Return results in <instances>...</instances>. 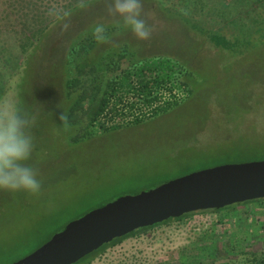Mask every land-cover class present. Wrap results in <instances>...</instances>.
Wrapping results in <instances>:
<instances>
[{
  "label": "rangeland",
  "instance_id": "rangeland-1",
  "mask_svg": "<svg viewBox=\"0 0 264 264\" xmlns=\"http://www.w3.org/2000/svg\"><path fill=\"white\" fill-rule=\"evenodd\" d=\"M201 1L143 0L154 28L152 38L143 42L122 23H113L104 12V0L84 10L93 16V27L104 23L118 28L100 50L124 43L134 47L140 59L143 55L144 60L163 57L175 62L177 57L189 65L182 63L185 70L177 76L188 92H175L177 103L138 125L87 134L81 123L65 131L57 117L67 105L50 76L47 52L37 51L29 79L36 102L30 92L26 108V116L36 118L31 128L34 149L27 163L38 168L42 190L37 195L0 190V264H9L12 255L26 254L51 238L58 225L89 207L206 168L264 160V0H243L242 5L237 0H204L203 6ZM58 4L52 0L48 5ZM19 11L13 0H0V105L14 107L21 56L11 32L19 28ZM172 14L183 15L185 21ZM62 24L50 29H61ZM193 27L227 31L235 40L242 36L238 33H252L253 39H229L235 47L227 51L189 30ZM75 29L72 25L69 31ZM59 43L56 38L55 46ZM237 213L247 215L236 224L233 219L219 221ZM251 250L264 253V204L157 226L107 248L87 264H248Z\"/></svg>",
  "mask_w": 264,
  "mask_h": 264
},
{
  "label": "trees",
  "instance_id": "trees-1",
  "mask_svg": "<svg viewBox=\"0 0 264 264\" xmlns=\"http://www.w3.org/2000/svg\"><path fill=\"white\" fill-rule=\"evenodd\" d=\"M51 1L52 0H13V5L19 6L20 9V14L16 15V22L20 23L19 25L17 23L19 28L12 30L11 36L14 40L17 38L18 53L21 56V59H19L21 68L18 71L20 80L17 83L15 107L20 110L22 115L27 114L28 111L26 108L31 104V102H29V93L32 92L31 82L29 81L33 70L31 62H34L33 58L36 57L38 50L47 52V61L52 69L50 76L58 82L62 92V98L60 97L59 99H64L67 105L65 111L69 117L71 130L81 123L85 125L84 128L87 134L96 129L107 132L121 128L126 124L138 125L148 116L155 117L160 112L168 110L172 104L177 103V95L175 92L179 94V92L183 91L185 86L183 81L177 82V76H181L185 70L184 68L189 66L186 61L182 62L177 57L176 59L178 60L175 59V62L163 57L144 60L142 59L144 57L143 55L140 56L142 57L140 59L139 56L134 53V47H129V45L124 43H121V45L114 50L104 52L100 50V47H102V44L105 42L98 43L93 35H88L89 32L90 34L92 33L94 28L91 25L93 16H86L84 13V10H89L87 8L98 0H58L59 4L56 5V8H53V6L49 7L48 4H51ZM53 1L57 2V0ZM237 1L238 4L240 3L242 5L241 2L243 0ZM205 4L204 0L201 1L202 6ZM81 5H83V7H81ZM41 7H43V9H41ZM53 9L58 15L50 16L48 14L49 11ZM65 12L70 13L71 24L76 26V29L66 32V35L61 36L64 39H61L59 36L61 33L60 28H50L64 22L63 14ZM162 12L165 13L167 17L171 18V15L166 14L163 10ZM173 16L179 17L180 20H178L182 23L185 21L183 15ZM88 28L92 30L89 31L87 30ZM106 29V34L110 38L118 28L116 25H112L106 27ZM194 29V27L193 29L189 28V30L193 32L202 33L204 36L209 37V41L212 42V44L225 48L227 51H229L230 47H235V45L229 44L232 43L229 39L234 40L235 43L253 39V36H251L252 33L251 35L250 33L244 32L238 33L239 35L242 34V36L237 37L235 40L234 36L233 38L229 37L227 31L212 30L204 27L197 30ZM122 32L123 31H121V33ZM56 38L60 41L58 46L54 44ZM190 38L191 46H195L194 38ZM48 40L53 42L52 46L47 42ZM74 43L76 44L74 45ZM64 45L66 46L62 50L56 51L57 48H62ZM45 47H47V49H44ZM222 48L221 50L224 51ZM182 63L187 65L184 67ZM184 90L188 92V89ZM32 93L33 103H35V93L34 91ZM166 96L168 98L164 100ZM143 110L146 111L145 114L142 113ZM127 119L130 120L126 121ZM115 120H117V123H112ZM108 122H110L111 125H106ZM115 199L102 202L95 207H89L80 215L78 214L76 217L69 220V222ZM250 204L262 205L264 201H251L219 210L190 213L177 219H169L160 224L136 230L104 245L76 264H87L97 254L103 252L107 248L157 226L173 221H182L183 219L198 214H216ZM246 215V213H244L243 216L238 213L233 215L225 214L223 217L219 218V221L225 222L228 220L232 221L233 219L234 224H236L238 218H244ZM64 227V224L58 225V229L55 230V233L63 230ZM227 232L231 233L229 230H225V233ZM229 237L232 238V236ZM49 239L50 237L38 246L31 248L26 254L12 255L11 259H9V264L30 254ZM250 256L251 259L248 264H264V253L257 255L251 250Z\"/></svg>",
  "mask_w": 264,
  "mask_h": 264
},
{
  "label": "water",
  "instance_id": "water-1",
  "mask_svg": "<svg viewBox=\"0 0 264 264\" xmlns=\"http://www.w3.org/2000/svg\"><path fill=\"white\" fill-rule=\"evenodd\" d=\"M259 200L264 201V160L206 168L92 209L11 264H76L136 230Z\"/></svg>",
  "mask_w": 264,
  "mask_h": 264
},
{
  "label": "clouds",
  "instance_id": "clouds-1",
  "mask_svg": "<svg viewBox=\"0 0 264 264\" xmlns=\"http://www.w3.org/2000/svg\"><path fill=\"white\" fill-rule=\"evenodd\" d=\"M83 7V5H81ZM104 12L111 17L114 24H123L129 28L132 36L138 41L152 38L154 28L148 22L150 13L145 10L143 0H104ZM50 16L58 15L50 10ZM60 32L64 34L71 27L70 13L65 12ZM104 23L95 24L92 34L98 43L106 42L109 37ZM62 128L67 131L71 125L66 112L57 117ZM35 116L29 118L11 104L0 105V190L9 192L23 191L37 195L42 190V182L38 179L39 170L27 162L34 149V137L31 128Z\"/></svg>",
  "mask_w": 264,
  "mask_h": 264
}]
</instances>
